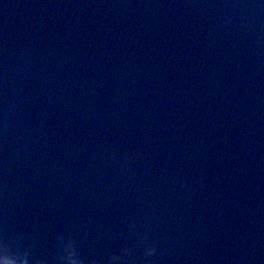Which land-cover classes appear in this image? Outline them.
<instances>
[{
	"label": "water",
	"instance_id": "1",
	"mask_svg": "<svg viewBox=\"0 0 264 264\" xmlns=\"http://www.w3.org/2000/svg\"><path fill=\"white\" fill-rule=\"evenodd\" d=\"M133 223L264 264V0H0V236L139 257Z\"/></svg>",
	"mask_w": 264,
	"mask_h": 264
},
{
	"label": "clouds",
	"instance_id": "2",
	"mask_svg": "<svg viewBox=\"0 0 264 264\" xmlns=\"http://www.w3.org/2000/svg\"><path fill=\"white\" fill-rule=\"evenodd\" d=\"M111 159L116 161L115 153ZM128 163L125 160L123 167L127 168ZM137 228L138 226L133 223L129 233L142 248L139 257L136 255V246H125L118 252L85 257L77 242L64 235L56 237L54 253L41 255L37 254V242H28L23 233H14L0 236V264H160L161 257L157 246L150 241L147 233L141 234ZM86 236L87 234L85 238Z\"/></svg>",
	"mask_w": 264,
	"mask_h": 264
}]
</instances>
